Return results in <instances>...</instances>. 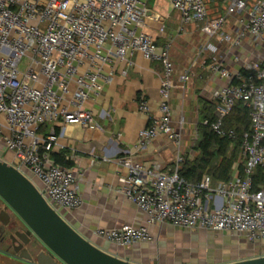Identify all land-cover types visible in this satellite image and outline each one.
<instances>
[{
    "label": "built area",
    "instance_id": "obj_1",
    "mask_svg": "<svg viewBox=\"0 0 264 264\" xmlns=\"http://www.w3.org/2000/svg\"><path fill=\"white\" fill-rule=\"evenodd\" d=\"M149 1L0 0V116L4 119L0 152L12 153L9 163L41 183L40 190L53 208H80L76 171L51 157L58 135L54 128L47 136L40 130L59 121L94 125L85 103L113 81L117 63L130 66L140 53L161 66L162 102L159 116L150 117V125L139 132L136 150L163 136L174 143L176 154L170 168L158 163L146 167L131 156L122 157L119 162L128 174L119 192L146 214L149 226L170 224L235 233L250 243L264 241V183H255L256 170L264 168V59L241 61L234 70L223 59L212 63V71L226 84L213 91L218 105L215 120L203 124L219 137L234 138L235 131L224 127V119L241 101L249 109L251 128L243 135L241 161L230 180L215 182L204 174L199 181H188L180 173L185 132L183 127H172L169 107L176 68L170 43L159 47L145 31L147 19L153 16ZM168 2L182 26L201 24L202 33L218 38L228 53L243 49L247 41L253 50L264 46V0H223L226 14L216 18H209L205 0ZM231 16H237V25L225 31ZM159 32H164L163 25ZM209 47L213 48L206 45L199 55ZM24 61L27 67L22 71ZM190 78V70L180 76L182 83ZM138 110L150 114L145 98L139 100ZM95 235L120 248L155 240L148 227L129 225L98 229Z\"/></svg>",
    "mask_w": 264,
    "mask_h": 264
},
{
    "label": "crops",
    "instance_id": "obj_2",
    "mask_svg": "<svg viewBox=\"0 0 264 264\" xmlns=\"http://www.w3.org/2000/svg\"><path fill=\"white\" fill-rule=\"evenodd\" d=\"M205 1L210 2V0ZM218 1L225 4L223 0ZM250 1L254 2V0ZM153 3L154 9L150 8L153 16L147 19L145 31L156 39L159 47H162L165 43H169L178 31L173 32L172 35H168L165 31L159 32V28L165 21L161 15L163 9L170 11L172 9L168 0H154ZM173 12L180 23L179 15ZM225 14V9L223 13L217 14L210 10L209 18L225 16ZM227 22L224 30L230 31L237 25V16L229 17ZM191 26H201V24ZM192 33L185 36L187 44L192 43ZM200 36L205 38V44L201 50L206 45H211L213 48L209 47L199 55L194 52L195 46L193 47L194 44H192L189 49L185 45L182 52L173 51L172 53L176 68L174 77L176 88L172 90L169 102L172 113L171 125L175 129L183 127L185 136L192 129L198 132L199 121L206 113L214 115L218 113L213 91L225 85L226 81L212 71L211 65L215 60L223 59L225 65L234 70L240 67L245 55L240 57L245 54V51L247 56L256 57L251 59H264V46L253 50L252 45L247 41L243 49L228 53L226 46L221 44L218 38L209 39L202 33L201 28ZM204 60H207L206 65L203 64ZM123 70H126V75L122 73ZM186 70L191 71V78L188 82L182 83L180 76ZM160 72L159 63L150 62L142 54L137 53L132 58V65L117 63L113 81L99 96L85 103L84 110L93 115L94 125L84 127L80 124H63L59 121L53 126H47L43 131L40 130V135L47 136L51 128L59 129L58 139L52 152H66L65 160L67 155H71V160L66 161L70 162V167L78 176L82 205L75 210L61 209L63 217L96 246L137 264H181L182 261L173 249L171 253L160 249L162 244H171L173 235L170 231L181 228L170 224L149 226L146 214L119 192L128 174L127 169L119 162L122 157L131 156L133 161H140L146 167L156 163L163 168H170L173 165L176 147L166 137L160 136L149 143L145 149L136 150L139 132L150 125V117H157L160 114L159 106L162 102ZM141 98H145L150 105L149 115L138 110V102ZM0 121H4L1 116ZM188 148L189 144L185 141L184 156L193 158L195 150ZM3 152L5 153L3 159L9 162L13 154ZM122 225L135 228L148 227L155 240L152 243L120 248L95 235L98 229H113ZM235 235L244 241L243 246H232L231 249H227L232 253H229L231 258L216 264L259 257L264 254V241L250 243L243 235ZM198 264L206 263L201 260Z\"/></svg>",
    "mask_w": 264,
    "mask_h": 264
},
{
    "label": "water",
    "instance_id": "obj_3",
    "mask_svg": "<svg viewBox=\"0 0 264 264\" xmlns=\"http://www.w3.org/2000/svg\"><path fill=\"white\" fill-rule=\"evenodd\" d=\"M3 152H0V156ZM0 197L47 249L35 259L26 249L19 258L34 264H137L113 255L82 236L44 197L37 181L0 157ZM225 264H264V255Z\"/></svg>",
    "mask_w": 264,
    "mask_h": 264
},
{
    "label": "rangeland",
    "instance_id": "obj_4",
    "mask_svg": "<svg viewBox=\"0 0 264 264\" xmlns=\"http://www.w3.org/2000/svg\"><path fill=\"white\" fill-rule=\"evenodd\" d=\"M207 9L210 12L213 11L215 14L226 10V4L219 2L218 0H210L207 1ZM206 2V4H207ZM154 3L149 5V8L154 9ZM210 8V9H209ZM161 13L162 17L165 18L163 22L164 31L167 32L168 35H172L173 32H177V35H173L170 39L169 43L171 45V54L173 51L176 53L182 52L183 47L189 49V47L193 45L195 46V53H200L202 51V47L205 44V38L200 36V28L201 26H194L191 25L183 27L181 23L178 21V17L173 11L168 9H163ZM225 27H223L224 29ZM194 32V33H192ZM192 33L191 40L192 43L187 44V40L185 38L186 35ZM213 43H216L213 41ZM240 58L245 55L244 60H249L251 58H256L253 56H247V52H244ZM240 56V55H239ZM27 67V61H24L20 66V69L23 71ZM197 132L190 131L187 136H185V141L189 144L188 149H193L196 142L199 139V135L197 136ZM5 153H3V156ZM196 153H193L192 157H194ZM239 162L235 165L238 166ZM37 180L36 178H34ZM38 181V180H37ZM39 182V181H38ZM40 184V185H39ZM38 185L42 187L41 183L39 182ZM172 233V242L170 245H160V249L163 252H170L173 249V252L176 253L177 256L181 257L182 261L181 264H198L201 260H203L206 264H216L218 262H222L231 258L232 253L228 252L227 249H231L232 246H243L244 241L240 239L234 233H213L209 231H202L201 233L198 232H187L181 229H172L170 231ZM170 246V248H169ZM230 253V254H229ZM0 264H27L19 261H11L7 260L4 257H0Z\"/></svg>",
    "mask_w": 264,
    "mask_h": 264
},
{
    "label": "trees",
    "instance_id": "obj_5",
    "mask_svg": "<svg viewBox=\"0 0 264 264\" xmlns=\"http://www.w3.org/2000/svg\"><path fill=\"white\" fill-rule=\"evenodd\" d=\"M154 0L149 1V5ZM216 115L206 113L201 117L198 124V135L200 136L193 150L196 155L193 158L184 156L180 173L181 176L191 182L201 179L204 174L212 176L215 182L228 181L232 178L233 168L242 157L243 135L250 131L251 121L249 109L244 102H237L232 111L224 119V127L235 131L234 138L219 137L209 126L204 125L203 121L208 119L214 121ZM47 126L41 128L46 129ZM59 134V129H55ZM66 152H52V159L63 166L70 167V162L65 160ZM242 172L243 166H239ZM264 183V168H258L255 175V183Z\"/></svg>",
    "mask_w": 264,
    "mask_h": 264
},
{
    "label": "flooded vegetation",
    "instance_id": "obj_6",
    "mask_svg": "<svg viewBox=\"0 0 264 264\" xmlns=\"http://www.w3.org/2000/svg\"><path fill=\"white\" fill-rule=\"evenodd\" d=\"M187 231L199 232L196 230ZM23 249H26L33 259L38 253L47 252L44 245L35 236L28 233L26 225L0 197V257L11 261L34 264L19 258Z\"/></svg>",
    "mask_w": 264,
    "mask_h": 264
}]
</instances>
